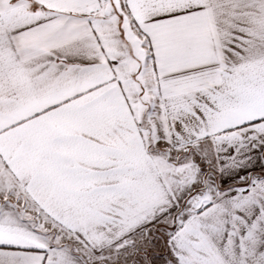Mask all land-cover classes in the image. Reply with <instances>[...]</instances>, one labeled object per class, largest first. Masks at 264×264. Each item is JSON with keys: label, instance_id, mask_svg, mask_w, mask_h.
<instances>
[{"label": "snow or ice", "instance_id": "snow-or-ice-1", "mask_svg": "<svg viewBox=\"0 0 264 264\" xmlns=\"http://www.w3.org/2000/svg\"><path fill=\"white\" fill-rule=\"evenodd\" d=\"M0 264H264V0H0Z\"/></svg>", "mask_w": 264, "mask_h": 264}]
</instances>
